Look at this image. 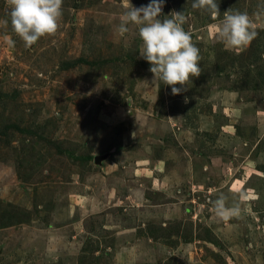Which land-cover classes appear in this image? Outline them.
Listing matches in <instances>:
<instances>
[{"label":"rangeland","instance_id":"rangeland-1","mask_svg":"<svg viewBox=\"0 0 264 264\" xmlns=\"http://www.w3.org/2000/svg\"><path fill=\"white\" fill-rule=\"evenodd\" d=\"M126 3L63 0L25 48L0 0V264H264V0H217L216 20L163 0L199 48L180 95L152 82L138 26L119 35ZM229 9L258 33L239 51L217 34ZM222 195L238 218L215 215Z\"/></svg>","mask_w":264,"mask_h":264},{"label":"clouds","instance_id":"clouds-1","mask_svg":"<svg viewBox=\"0 0 264 264\" xmlns=\"http://www.w3.org/2000/svg\"><path fill=\"white\" fill-rule=\"evenodd\" d=\"M6 3L10 9L12 31L24 42L25 48H31L42 37L56 35L63 0H6ZM162 8L163 0H151L148 5L139 8L127 0L118 33L124 37L129 32V24L138 26L141 40L139 52L151 65L152 82L171 86L172 94L180 95L188 90L192 78L201 75L199 48L192 42L190 32L183 27L187 22L184 12L173 11L167 16L170 18L160 19ZM192 8L207 12L213 20L220 15L217 0H193ZM254 14L257 19L264 16V3L258 5ZM2 23L6 26L8 21ZM217 34L226 50L239 51L248 47L258 33L247 12H232L229 9L217 26ZM243 199L244 195L240 194V200ZM211 203L215 215L224 221L241 215L240 203L229 207L227 197L223 195Z\"/></svg>","mask_w":264,"mask_h":264}]
</instances>
